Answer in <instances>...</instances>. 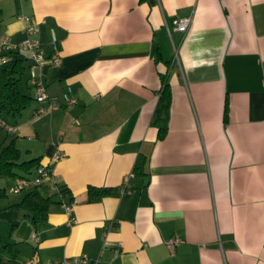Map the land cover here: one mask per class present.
Segmentation results:
<instances>
[{"label":"crops","instance_id":"0c3cea01","mask_svg":"<svg viewBox=\"0 0 264 264\" xmlns=\"http://www.w3.org/2000/svg\"><path fill=\"white\" fill-rule=\"evenodd\" d=\"M0 10V39L25 38L23 16L46 54L55 37L60 64L45 59L34 78L76 99L36 119L28 69L20 89L32 102L13 124L0 119L20 154L25 145L21 160L50 168L39 183L52 202L35 227L12 206L22 193L6 191L20 176L0 188V235L18 264H264V0H0ZM188 15V30H174ZM162 73L171 101L158 139ZM89 187L118 193L88 201Z\"/></svg>","mask_w":264,"mask_h":264},{"label":"trees","instance_id":"16d2710c","mask_svg":"<svg viewBox=\"0 0 264 264\" xmlns=\"http://www.w3.org/2000/svg\"><path fill=\"white\" fill-rule=\"evenodd\" d=\"M2 13L0 10V31H1ZM155 59H160L159 52L154 50ZM0 57L5 61L0 62V119L9 118L16 121L28 108L32 102V97L23 93L20 89V83L26 80V73L30 68L31 62L28 53L20 49L2 50ZM161 89L159 104L154 111L151 124L157 128V137L161 139L167 131V109L171 101V91L168 82L167 73L160 74ZM7 120V119H6ZM40 164V158L21 160V154L14 145V140L0 148V177H27L36 173ZM140 168L137 163L135 169ZM44 187L40 183L33 189L22 191L18 202L12 206H18L23 209L26 218L35 227L40 222L47 219L48 206L52 202L50 196L43 193ZM5 191L0 190V194ZM59 192L67 194L66 189L59 188ZM111 192L117 194L115 189H101L89 187L86 195L88 201H97L103 195ZM18 250L15 243L7 242L0 235V264H17Z\"/></svg>","mask_w":264,"mask_h":264},{"label":"built area","instance_id":"2783aa9c","mask_svg":"<svg viewBox=\"0 0 264 264\" xmlns=\"http://www.w3.org/2000/svg\"><path fill=\"white\" fill-rule=\"evenodd\" d=\"M22 20L25 23L24 31L26 33V37L18 43H12L7 37H3L0 39V51L2 50H15L20 49L28 53L30 58V78L35 85V93L33 95L34 100L38 103V107L35 110L34 117L38 119L43 113L46 111H54L57 110L62 104H73L76 103V99L68 95L67 93L63 94L60 101L57 97H51L46 91L45 86L40 81H36L34 78V68L37 64L41 63L45 59H49L52 64L58 65L61 62V57L57 48L56 39L53 36L51 41V52L46 54L40 44L35 39L34 35L38 33V24L36 20L30 16H23ZM192 22V15L184 16L176 18L172 21V25L174 30L185 33L190 24ZM168 27V26H167ZM169 30V28H168ZM5 61V58L0 57V62ZM70 92V90H69ZM4 128L10 132L13 130V127L3 121H0ZM63 157L62 152L59 150L55 152L53 155V161L56 162ZM50 172V168L48 166L39 165L36 169V178L34 180H30L26 177H19L17 178L16 182L8 187L7 191L10 194H19L27 187L32 184H38L40 180L48 175ZM132 174H128L124 177L123 180V188L120 190L121 193L125 192L128 186V179ZM32 238L37 241L38 237L35 234H32ZM176 239H170L167 242L169 248H172L173 245L176 243ZM86 261V257H73V258H65L59 261H55L52 264H80ZM34 260H28L26 264H33Z\"/></svg>","mask_w":264,"mask_h":264},{"label":"rangeland","instance_id":"374dc122","mask_svg":"<svg viewBox=\"0 0 264 264\" xmlns=\"http://www.w3.org/2000/svg\"><path fill=\"white\" fill-rule=\"evenodd\" d=\"M7 119V122H11V124H13L12 123V121H10L8 118H6ZM10 124V125H11ZM12 139H16V137L14 136V135H12V134H8L7 132H6V129L4 128V127H2V128H0V148H1V146H3V145H6V144H8ZM14 145L18 148V146H19V144H18V146L16 145V143L14 142ZM20 146H22V147H20L21 148V150H22V152H21V156H22V158L21 159H24V152H23V146H25L24 144L23 145H20ZM33 177L35 176L34 174L32 175ZM11 179V177H7V176H4V177H1L0 178V185H1V187L0 188H2L3 186H5V184H6V181H8V180H10ZM6 191H7V189H6ZM8 196L9 197H16V194H8ZM18 197H20V195H17ZM5 232V231H4ZM17 264H18V261H17Z\"/></svg>","mask_w":264,"mask_h":264}]
</instances>
